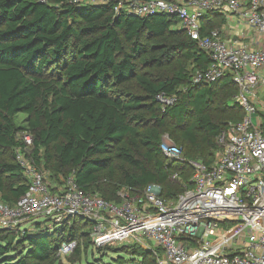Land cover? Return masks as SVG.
Listing matches in <instances>:
<instances>
[{
  "label": "trees",
  "instance_id": "16d2710c",
  "mask_svg": "<svg viewBox=\"0 0 264 264\" xmlns=\"http://www.w3.org/2000/svg\"><path fill=\"white\" fill-rule=\"evenodd\" d=\"M174 23L167 14L116 15L111 5L0 0L3 202L17 204L29 187L16 157L24 131L34 139L28 157L48 178L74 171L82 190L112 201L123 187L141 191L150 184L165 199L177 197L192 186L189 160L215 162L219 135L244 116L235 100L239 88L231 74L195 84L193 73L210 56ZM204 23L212 29L224 19L210 11ZM160 93L175 103L163 106ZM21 113L27 117L19 125ZM164 131L186 147L184 161L162 152ZM48 221L0 228V264H65L58 250L74 240L77 247L65 257L71 264H157L138 244L94 247L89 230L80 232L89 224L83 218L54 227ZM108 251L117 254L109 262L107 254L95 255Z\"/></svg>",
  "mask_w": 264,
  "mask_h": 264
},
{
  "label": "built area",
  "instance_id": "2783aa9c",
  "mask_svg": "<svg viewBox=\"0 0 264 264\" xmlns=\"http://www.w3.org/2000/svg\"><path fill=\"white\" fill-rule=\"evenodd\" d=\"M71 2L111 5L116 15L177 17L180 26L175 27L210 56L209 65L193 73V82L212 84L231 74L244 116L219 135L215 162L189 160L192 186L170 199L154 190L159 185L150 184L141 191L123 187L118 201L106 200L82 190L74 171L53 184L28 157L34 139L24 131L25 147L16 148V157L30 183L17 204L0 199V228L33 229L25 225L40 217L51 227L83 218L94 247L134 242L152 252L157 264H264V0ZM210 11L224 19L221 27L208 29L204 21ZM157 100L167 106L176 97L160 93ZM161 150L184 161L182 147L169 135ZM77 245V240L65 242L58 256L65 258Z\"/></svg>",
  "mask_w": 264,
  "mask_h": 264
},
{
  "label": "rangeland",
  "instance_id": "374dc122",
  "mask_svg": "<svg viewBox=\"0 0 264 264\" xmlns=\"http://www.w3.org/2000/svg\"><path fill=\"white\" fill-rule=\"evenodd\" d=\"M175 20H176V23H174L175 24V26L176 27H179L180 26V24H179V22H177V20H178V18L177 17H175ZM172 69H170L169 71L168 70H166V71H163V72H170ZM260 95L261 96H263L264 97V91L262 90L261 92H260ZM26 115L25 114H23V113H21V114H19L18 116H17V123L19 124V125H21V124H25V120H26ZM166 135H169V131H164L163 132V135H162V140H163V138H164V136H166ZM183 150H184V152H186V147L185 146H183ZM46 169L47 170H49V172H51V170L48 168V167H46ZM50 180H52V183L54 184V183H56V182H58V183H60L61 182V178L59 177V179H56V178H50ZM154 190L156 191V192H160V187L159 186H157V187H154ZM46 220L43 218V217H40V218H35L34 220H33V222H38V223H41V222H45ZM33 222H30L29 224H26L25 226L26 227H32L33 226ZM50 222L48 221L46 224H49ZM57 226V225H56ZM89 228H90V224H83L82 226H81V228H80V232H82V231H88L89 230ZM131 244H136V243H134V242H131L129 245H131ZM123 245H125V244H113V247L115 248V247H121V246H123ZM128 245V244H127ZM137 245V244H136ZM105 254H107L108 256L105 258V261L106 262H109L110 261V259H111V257L113 256V257H116L117 256V254H115V253H112V252H110V251H108V252H103V253H101V254H95L97 257H103V255H105ZM126 256V258L127 259H131L132 257H130L129 255H125ZM136 261H138L139 260V257L137 256V257H133ZM63 261H64V263L65 264H71L67 259H65V258H63ZM127 264H133V263H127Z\"/></svg>",
  "mask_w": 264,
  "mask_h": 264
}]
</instances>
